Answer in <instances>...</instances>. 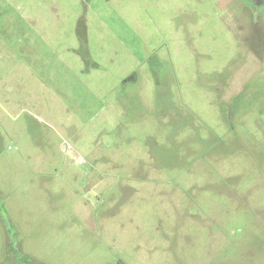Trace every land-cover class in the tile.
Masks as SVG:
<instances>
[{"label": "rangeland", "instance_id": "rangeland-1", "mask_svg": "<svg viewBox=\"0 0 264 264\" xmlns=\"http://www.w3.org/2000/svg\"><path fill=\"white\" fill-rule=\"evenodd\" d=\"M0 264H264V0H0Z\"/></svg>", "mask_w": 264, "mask_h": 264}]
</instances>
